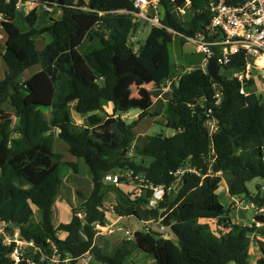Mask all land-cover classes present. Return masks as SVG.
I'll use <instances>...</instances> for the list:
<instances>
[{"label": "trees", "instance_id": "obj_1", "mask_svg": "<svg viewBox=\"0 0 264 264\" xmlns=\"http://www.w3.org/2000/svg\"><path fill=\"white\" fill-rule=\"evenodd\" d=\"M34 1L36 7L24 14L15 9L16 0H0L6 70L0 79V222L7 236L18 230L21 240L35 244L19 264H78L86 254L91 264H124L130 244L151 255L155 264H249L250 236L264 237V229L255 223H232L233 205L220 201L219 174L230 177L229 197L264 208V193L252 194L246 186L255 178L264 179V95L256 94L254 86L248 97L239 94L240 83L229 74L243 67L242 54L235 55L214 82L197 68L174 74L166 47L173 36L168 29L193 36L209 21L210 0H158L163 28L152 27L143 44L133 40L138 30L132 15L135 0ZM241 1L225 0L228 5ZM187 2L191 15L180 22L176 9ZM43 6L58 11L60 18L42 22L48 14ZM39 21L42 27L37 28ZM44 35L50 40L38 49L36 43ZM176 38L183 47L184 39ZM85 41L92 47L83 54ZM34 66L39 71L23 80V73ZM130 81L152 82L156 88L171 81L162 124L175 132L172 136L134 134L141 120L157 114L146 110L148 95L130 98ZM214 83L221 87L218 106ZM131 109L140 113L127 123L121 116ZM208 109L210 117L205 115ZM73 113L86 119L85 127H73ZM208 119L217 126L212 136ZM52 131L77 162L64 161L54 152ZM80 162L92 183L81 205L84 219L79 220L71 207L69 222L55 227L53 206L62 179L78 172ZM182 167L195 173L174 177ZM116 170L131 171L145 188L133 199L117 189L115 214L141 220L135 211L140 205L148 215L161 214L170 221L172 237L155 235L146 227L135 232L132 241H123L113 256L93 244L94 224H103L105 216L102 180ZM149 186L164 187L163 193L173 186V191L151 209ZM200 219L214 220L215 228ZM254 220L264 224V214L254 215ZM3 239L0 235V264H12L14 244L6 246ZM53 249L58 263L50 261ZM258 249L255 264H264V245Z\"/></svg>", "mask_w": 264, "mask_h": 264}, {"label": "built area", "instance_id": "obj_2", "mask_svg": "<svg viewBox=\"0 0 264 264\" xmlns=\"http://www.w3.org/2000/svg\"><path fill=\"white\" fill-rule=\"evenodd\" d=\"M36 5L34 0H16L15 9L27 14ZM134 7L137 10L132 13L135 22L138 23V20L143 19L145 22L151 24L152 27L163 28L157 14L158 0H135ZM143 7L145 8L144 10H142ZM189 7L190 3L187 2L176 9V13H179L182 22H186L184 18L189 15ZM148 9H151L152 12H148ZM43 10L49 11L50 8L43 6ZM209 11L211 14L209 21L203 24L193 36H184L169 29L168 32L173 36L184 39L185 44H191L194 54L201 56L199 69L205 74H207L206 67L211 59H215L220 71V69L223 70L230 64L235 55L242 54L244 60L243 67L238 71L231 72L229 75L240 83V95L248 97L252 92L253 86L254 92L261 94L257 89L261 86L260 89L264 92V0H242L237 5H228L225 0H210ZM3 21L4 18L0 15V32ZM260 62L263 63L260 64ZM193 69L195 68H190L188 71ZM251 82L252 86L250 85ZM168 83L172 86L171 81L167 82L166 85L160 86L162 93L168 91ZM212 88L214 90V105L218 106L222 99L221 87L217 83H214ZM210 114L211 109H208L205 115L206 117H210ZM206 126L208 131L210 130L209 132H213L212 135L217 131V126L213 119H208ZM212 135L210 134V136ZM187 172L195 173L188 168L182 167L177 169L172 175L176 178H181ZM126 177H128L126 180L131 179L133 173L128 171L124 178ZM120 178L119 174L107 173L103 177V182L105 184L118 185L122 182ZM149 188L152 190V198L148 201V207L151 209L156 207L157 201L162 199L165 193L171 192L166 191L163 193L161 190L164 187L159 186H149ZM230 201L237 209L253 210L254 215L264 214V208L259 209L251 202H245L241 197H231ZM75 216L81 221L84 219V214L81 211H76ZM256 224L259 225V223ZM4 227L5 224L0 222V235L4 237L3 243L6 246L14 244L9 258L12 264H19L23 258L24 249L26 247H35V244L21 240L18 230H14L11 235L7 236L4 233ZM103 230L100 224H94L95 235ZM45 259L46 257L42 256L40 261H44ZM50 261L53 263L59 262V254L54 249ZM28 264L34 263L28 261Z\"/></svg>", "mask_w": 264, "mask_h": 264}, {"label": "rangeland", "instance_id": "obj_3", "mask_svg": "<svg viewBox=\"0 0 264 264\" xmlns=\"http://www.w3.org/2000/svg\"><path fill=\"white\" fill-rule=\"evenodd\" d=\"M77 1V0H75ZM84 1H88V0H84ZM41 12L42 10L39 9ZM45 11V10H44ZM48 11V10H46ZM40 12V13H41ZM148 12H152L151 9H148ZM48 14L45 16L44 20L42 22L47 23L50 22V20L53 19H59L60 18V13L58 11H54L53 9H50L48 12ZM157 14L160 15V9L159 7L157 8ZM191 13H189V15L187 17H185L184 19L187 20L188 17H190ZM177 19L181 22L182 18H180L179 13L177 14ZM36 27L40 28L42 27L40 24V21L36 23ZM152 28V25L145 22L143 19L138 20V30L136 31L133 40L135 43H140L143 44L148 35L149 32ZM44 37V38H43ZM41 39H39L36 43L38 49H41L44 46V43L46 42V36L44 35ZM177 36H172L171 40H170V44L166 45L167 47V51H168V55H169V61L171 63V67H172V71L174 74L178 75V73H181L182 71H188V69L190 68H197L199 69V63H200V59L201 56L200 55H196L193 52V48L191 46L190 43L184 45L183 47H181L179 45V41L176 38ZM4 35L2 32H0V79H2L5 75V66L4 63L1 59V55L2 52L4 51ZM92 47V44L89 41H86L84 43V45L80 48L81 53L85 54L86 52H88L90 50V48ZM157 60V57H156ZM155 60V61H156ZM40 67L39 66H34L31 67L30 69L26 70L23 73L22 79L25 80L28 77H31L32 74ZM225 72L220 69L219 71V76L223 75ZM131 83L133 81H130ZM129 82V83H130ZM167 84V83H166ZM165 84V85H166ZM143 87H145V90L148 89L151 91V95L153 94V92L156 93H160L161 91L158 90V88H156L154 86V84L152 82H150V84H141ZM168 91L171 90L172 86L169 85L168 83ZM129 86H127L128 88ZM147 87V88H146ZM261 86H259V88L257 89V91L259 93H261V95H264V92L262 91V89H260ZM162 93V92H161ZM164 93V92H163ZM165 94H169V92H165ZM164 94V97H165ZM140 94L137 93V91L135 90V88L132 87L131 90V94H130V98L131 97H139ZM166 98V97H165ZM152 100L153 105H149L151 108L149 109L150 113H156V117L154 118H145L143 120H141L138 124V126L133 130L136 136H154V135H162V136H172L175 132L172 129H169L167 127L164 126V124H162L163 119H162V114L163 111L165 109V103L163 100H159V101H154V99H150L148 97L147 102H150ZM145 101V100H144ZM167 101V100H166ZM148 106V105H147ZM4 108L9 110V106L8 104L4 105ZM107 111H109V108H106ZM140 111L137 109H132L130 110L128 113H125L124 115L121 116V118L123 120H125L127 123H131L132 121H134L136 118H133L135 115L138 116V113ZM46 117L48 118L49 113L45 112ZM99 115H102L99 113ZM73 116V127L75 128H81V127H85L86 126V119L80 118L78 116H76L74 113L72 114ZM210 131V130H209ZM213 132H209V135H212ZM51 137L53 138V148H54V152L56 153H60L63 156V160L64 161H71V162H77L76 159H74L73 157H71L67 151L66 146L59 141L58 139H56V135L55 132L52 131L51 132ZM136 143V141H135ZM132 153L130 152L129 156L132 157ZM111 173H116L119 174V176H121V178L125 179L124 181L120 182L118 185H110V184H105L102 180V193L103 195V201H102V205H103V210L104 212L107 211L110 206L113 207V205H115V195L118 193V191L129 194L130 197L133 199L134 198V194H139L141 191V188H145L142 181L137 177H132L129 180L128 177L124 178V176L127 175L128 171L127 170H123V171H113ZM219 176H223L222 178V187L220 188V201L222 204L227 205V206H232L233 204L231 203V201H229V196L228 192L226 193V187H228V183H229V176L228 175H224V174H219ZM247 189L249 190L250 193L255 194L257 191H260L261 193H264V179L261 178H255L251 181H249L247 184ZM118 189V191H117ZM173 186L171 188V192L173 191ZM175 189V186H174ZM259 189V190H258ZM92 190V183H91V177L88 173V171L86 170L85 166L82 164V162L79 163V170L78 172H76L75 174H73L72 172H68L66 176H64V178L62 179V185L61 188L59 190V194L54 202V213H53V217H52V222L53 225H57V223L59 222H66V218L67 216H69V213L72 214L71 212V207L75 209V211H81L82 210V203L85 201V199L89 196L90 192ZM104 191V192H103ZM228 197V198H227ZM232 211V220L234 222H239L240 224H244V225H252V223H259V225H257V228L261 227V223L257 222L254 220V211L253 210H243L242 208L237 209L234 205L231 207ZM62 209H63V213L65 212V217H62L61 213H62ZM60 212V214H59ZM68 214V215H67ZM35 220H38V213L35 212ZM212 228H215V223L212 222L211 223ZM153 233L155 235H160L159 232L157 231H153ZM163 236L165 238H169L168 234H163ZM259 236V235H258ZM261 237V236H259ZM262 239H264V237H261ZM100 246H103V242H104V238H97L96 241ZM257 243H259L260 245H264V242H262L261 240L259 241V239H257L256 235L253 237L252 241H251V247L249 250V264H255V260H256V254H254L255 249L253 247L257 246ZM107 245H109V243H107ZM105 245V246H107ZM31 248L26 247L24 249V253L23 254H28V252H30ZM103 251L106 255L108 256H113L114 253H111V251L109 249H106L105 247H103ZM253 251V252H252ZM26 257V256H25ZM146 259V258H144ZM152 259L151 257L147 256V263L146 264H155L154 259L152 260L151 263H149V260ZM140 264H145L146 260L140 261ZM233 264V263H230Z\"/></svg>", "mask_w": 264, "mask_h": 264}, {"label": "crops", "instance_id": "obj_4", "mask_svg": "<svg viewBox=\"0 0 264 264\" xmlns=\"http://www.w3.org/2000/svg\"><path fill=\"white\" fill-rule=\"evenodd\" d=\"M46 37L47 38H46V42L44 43V45L46 43H48L49 40H50L48 36H46ZM38 71H39V69H38ZM38 71L36 70L35 72H38ZM28 78H26V79H28ZM148 84H150V82ZM128 86L129 87L127 89H128L129 95L131 94L132 87L135 88V90L137 91L138 94H140L139 97L137 96V97H132V98H136V99H140L141 100V99H143V96L144 95H146V96L148 95V97L150 99L153 98L154 101L163 100L164 102H166V100H168L170 98V90L167 91V92H169V94H165V93H161V92L160 93L153 92V94L151 95L150 94L151 91L148 90V89L145 90V87H143L142 85H137V84H134V83H129ZM158 90H160V88H158ZM164 94H165V97L166 98L164 97ZM153 103H152V100L150 102H148V104H147L148 106H146V110L149 111L148 108H151L149 105H153ZM137 110H139V109H137ZM133 118H137V115H135ZM224 175H227V174H224ZM221 178H223V176H221ZM229 179H230V177H229ZM225 191L227 193V187H226V190ZM226 196H228V195H226ZM230 198L231 197L228 198L229 201H230ZM54 210H55V207L53 206V213H54ZM59 214H60V212H59ZM61 215H62V217H65V212L63 213V209H62ZM71 215L72 214L69 213V216H67V218H66V222H59V223H57V225L60 224V223H67V222H69V220L71 219ZM104 215H105L104 216V222H103V224H100L103 227L104 230L102 232H100L99 234L95 235L94 242H93V244L95 246H97L98 248L101 249L102 253H104L103 247H105L106 249H109L111 251V253H115V251L118 249V247L120 246V244L123 241H132L133 234L135 232H137V231H143V230L146 229V227H149V224L148 223H145L142 220L137 219L136 217H133V216L120 217V216L116 215L115 212L113 211V207H111V206H110V208L107 211L104 212ZM52 217H53V215H52ZM231 217H232V214H231ZM231 221H232L233 224L244 225V224H240L239 222H234L232 220V218H231ZM198 222L199 223H205L206 222L210 226H212L211 225L212 222L215 223V221L212 220V219H209V220L200 219ZM57 225H54V226L56 227ZM260 228L264 229V224L263 223H261V227ZM126 233H128V234H126ZM254 236L255 235H251L250 236V247L252 246L251 245V241H252V239H253ZM98 237L99 238H104L103 246H100L97 242H95ZM256 237H257V239H259V241L261 240L262 242H264V239L261 238L262 236L259 237L258 235H256ZM107 243H109V245H107ZM105 245H107V246H105ZM260 246H263V244L260 245L259 243H257V246L253 247L255 249L254 254H256V257L257 258L260 256V252H259V249H258ZM250 247H249V250H250ZM129 249H130V254L127 257V259L124 262V264H130L131 262H133L135 264H140L141 263L140 261H143V260H146V262H145V264H146L147 261H148L147 260V256H149V257L152 258V259L149 260V263H151L152 260L154 259L151 255L143 254L138 249L132 248V245L131 244H130ZM144 258H146V259H144ZM249 259H250V256H249ZM78 264H91V257H90V255L89 254H86L84 257L80 258Z\"/></svg>", "mask_w": 264, "mask_h": 264}, {"label": "water", "instance_id": "obj_5", "mask_svg": "<svg viewBox=\"0 0 264 264\" xmlns=\"http://www.w3.org/2000/svg\"><path fill=\"white\" fill-rule=\"evenodd\" d=\"M131 45V44H130ZM207 75L215 82L219 81L218 78V72L219 67L216 65L215 59H211L206 67ZM140 176H144V173H141ZM135 211L139 214L141 220L145 223L149 224V229L151 231H157L162 234H168L169 238L171 236V230H170V221L162 220V215L159 214L157 216L155 215H148L147 212L140 206H135ZM18 224L16 223V226Z\"/></svg>", "mask_w": 264, "mask_h": 264}, {"label": "bare ground", "instance_id": "obj_6", "mask_svg": "<svg viewBox=\"0 0 264 264\" xmlns=\"http://www.w3.org/2000/svg\"><path fill=\"white\" fill-rule=\"evenodd\" d=\"M145 8L143 7L142 10H144ZM263 62H260V64H262Z\"/></svg>", "mask_w": 264, "mask_h": 264}]
</instances>
